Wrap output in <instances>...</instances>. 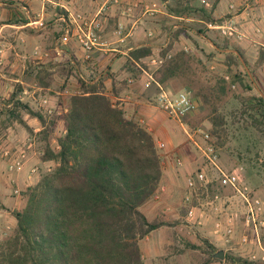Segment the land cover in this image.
<instances>
[{
  "label": "trees",
  "instance_id": "1",
  "mask_svg": "<svg viewBox=\"0 0 264 264\" xmlns=\"http://www.w3.org/2000/svg\"><path fill=\"white\" fill-rule=\"evenodd\" d=\"M189 9L193 8L185 0H178L171 7L173 12L183 14L190 13ZM193 11H199L197 14L203 19L222 22L211 11ZM207 31L210 29H198L201 34L207 35ZM184 32L191 36L184 27H177L172 35L178 38ZM212 40L220 49L229 47V39L218 34ZM195 44L194 50L182 49L170 57L167 55L172 43L164 47L160 56L165 60L158 80L175 93L188 91L198 108L208 111L211 131L221 144L227 126L244 120L248 122V151L262 142L264 147V93L250 77L248 70L253 73L255 69L244 52L239 49L246 65L234 52L222 54L215 47ZM152 54L149 46L129 52L127 64L136 79L140 78V70L134 60ZM215 58L223 66L211 68ZM263 61L261 49L259 62ZM41 73L37 77L40 83L50 85L52 77L47 69ZM78 83L80 92L70 96L69 110L63 116L66 132L58 138V151L50 143L56 118L47 122L17 92L10 95L9 104L13 107L7 109V120L18 121L32 133L21 110L37 117L45 126L41 131L45 141L42 158L54 160L56 165L43 172L36 184L21 191L22 206L11 211L16 227L0 241V264H145L140 240L168 222L163 216L149 219L141 209L159 192L163 179L156 138L136 119L126 116L119 102L106 92L103 77L93 83L78 77ZM233 86L242 88L248 96L238 95ZM229 96L242 98L240 107L228 112L234 115L231 122L221 112ZM189 119L187 122L192 125ZM255 155L260 156L259 149ZM205 242L210 252L201 264L222 260L215 253L224 249ZM224 259L234 264L263 263L230 251Z\"/></svg>",
  "mask_w": 264,
  "mask_h": 264
},
{
  "label": "crops",
  "instance_id": "2",
  "mask_svg": "<svg viewBox=\"0 0 264 264\" xmlns=\"http://www.w3.org/2000/svg\"><path fill=\"white\" fill-rule=\"evenodd\" d=\"M178 0H121L119 4L111 0H71L65 9L61 6L62 0H25V5L17 2L0 1V47L2 48V63L12 69V73L0 72V95H9L13 91L14 84H23V89L32 86L33 92L51 93L49 106L54 108L57 124L51 134V147L59 150L58 138L65 134V120L63 116L69 110V103L54 102L57 100L68 101L74 93L80 92L78 77L93 83L100 77L104 78L106 92L125 110L126 116L134 118L146 127L155 138L166 139L171 136L169 119L155 104L154 96L157 92L156 85L147 87L145 85V72H153L158 79L161 67L151 62L152 57L160 55V51L172 43L171 54L179 50H194L195 43L208 48H217L221 53L234 52L239 55L240 60L244 58L240 54L242 50L255 69L252 73L248 70L251 79L264 93V61L259 62L260 51L264 49V0H185L191 5L190 13H175L171 7ZM203 2L206 6L204 9ZM237 5V10L230 6ZM147 5L153 8L150 13ZM3 6V7H2ZM107 6L106 22L102 33L101 44L91 59L85 58V52L76 34L81 25L75 13L85 16L94 15L99 9ZM131 8V10H128ZM204 9L212 12L216 18L227 15V21H233L238 27L246 31L247 36L242 40L229 38V47L220 49L214 44L215 31H207L201 34L198 29L202 28L200 23L204 19L194 9ZM72 12V13H69ZM40 18V19H39ZM46 20L45 22L43 20ZM33 20L44 22L37 26L32 24ZM207 22V21H206ZM41 24V23H40ZM119 25L124 26L123 37L115 33ZM177 27H184L190 33H181L178 38L172 35ZM69 28L70 32L67 33ZM67 36L64 39V36ZM140 46H149L153 54L135 61L140 70V78L136 79L129 70L127 60L129 52ZM237 47V48H233ZM169 54V53H168ZM219 54V55H222ZM163 57V56H162ZM40 60L44 65L32 66L30 61ZM0 64V65H1ZM223 66L218 60H214L211 68ZM21 73L15 74L17 68ZM31 68V69H30ZM36 69L32 75L33 82L29 84V72ZM42 69H47L50 85L40 83L37 78L42 74ZM133 79V81H130ZM58 93V97L53 94ZM54 98V99H53ZM54 105V106H53ZM57 106V107H56ZM43 112V111H41ZM44 113V112H43ZM45 114V113H44ZM31 117V116H30ZM25 116L33 132L26 130L25 142H28L27 150L29 160L25 167L13 174L4 173L0 177V231L4 233L14 231L17 220L11 213L19 209L23 203L22 194L14 193L15 188L21 191L36 184L43 172L50 170L56 165L54 160L42 158L45 151V141L41 135L44 129L43 123L37 117ZM29 118V119H28ZM157 140V139H156ZM191 143V142H190ZM193 145V144H192ZM165 157H162L163 179L159 188L160 198L153 197L143 206L142 211L149 219L163 216L167 224L151 231L140 240L145 264H195L194 259L188 252L197 240L202 239L201 254L204 261L209 254V248L205 240L225 252L231 250L246 251L238 240H227L213 231L212 224L206 226L191 227L187 224L186 211H180L179 206L184 209L183 196L186 191V176L193 165V148L176 147L174 140L169 143L165 141ZM174 152H177L175 155ZM176 158H174V156ZM178 157L183 158L185 166L176 164ZM33 166L38 167V172L30 174ZM1 170H5V162ZM183 192V193H182ZM179 205V206H178ZM200 237V238H199ZM191 243L188 245L187 243ZM226 256V254H225ZM202 263V262H201ZM200 263V264H201ZM207 264H234L228 259L214 260Z\"/></svg>",
  "mask_w": 264,
  "mask_h": 264
},
{
  "label": "built area",
  "instance_id": "3",
  "mask_svg": "<svg viewBox=\"0 0 264 264\" xmlns=\"http://www.w3.org/2000/svg\"><path fill=\"white\" fill-rule=\"evenodd\" d=\"M62 1L61 6L68 9L67 4L71 0ZM111 1L119 4L121 0ZM107 8L104 6L91 16H85L82 13L74 14L81 21V28L76 38L85 52L86 59H91L96 48L102 43ZM230 8L237 10V5L232 4ZM147 10L150 13L153 12L150 5H147ZM32 24L37 25L36 22ZM206 26L211 30H219L225 37L237 40H242L247 36L246 31L233 21L219 23L211 20L206 23ZM124 30V26L119 25L115 33L123 37ZM69 32L68 28L67 33ZM67 36H64V39ZM171 55L169 53L167 57ZM164 60L165 58L159 55L152 57L151 62L161 67ZM1 63L2 48L0 47ZM145 75V85L147 87L156 85L157 87L153 99L154 104L169 119L182 127L198 152L197 167L186 176V191L182 199L183 206L186 208L187 224L191 227H200L211 223L215 233L227 240L237 237L242 246L248 247L246 250L250 260L264 262V194H258L256 189L248 184L238 167L227 169L220 163L222 146L211 129L204 125L192 126L187 122V119L198 110V103L193 96L185 90L175 93L167 89L153 72L146 71ZM42 102L46 111L53 112L47 97L43 98ZM28 145V142L23 145L10 143L2 148L1 157L5 162V170H0V177L4 173L13 174L25 167L29 160ZM176 164L183 167L186 163L183 158L178 157ZM38 170L37 166H33L30 174ZM14 193L21 194V190L15 188ZM154 197L160 198V192H157Z\"/></svg>",
  "mask_w": 264,
  "mask_h": 264
},
{
  "label": "rangeland",
  "instance_id": "4",
  "mask_svg": "<svg viewBox=\"0 0 264 264\" xmlns=\"http://www.w3.org/2000/svg\"><path fill=\"white\" fill-rule=\"evenodd\" d=\"M3 2H9V0H0ZM10 1H14L17 2L18 4H23L25 5V0H10ZM42 2H44L45 0H40ZM214 0H210V3L212 4ZM204 9H210L212 7V5L210 6H206L205 3L203 2L202 4ZM3 7V6H2ZM206 10V11H208ZM227 15H222L218 18L222 19V22H226ZM40 19V18H39ZM44 22L46 21L45 19L43 20ZM209 20L204 19V22L200 23L202 25V28L208 29L206 26V23ZM36 22L37 25L41 26L40 23H42V25L44 24V22L38 21V20H33V23ZM221 22V23H222ZM211 30V29H210ZM215 33H217L222 39H229V37H225L223 36L219 30L214 29ZM224 58V56H223ZM40 60H32L30 61L32 66H40V64L44 65V63L42 62H37ZM9 59L7 64L5 65V63L0 65V72L2 73H12L10 71V69H12L10 67V65L8 66L9 63ZM31 69V68H30ZM36 69L33 68L32 72H29L28 77H29V84H31L33 82L32 80V73L35 71ZM19 73H21L20 68L18 67L15 74L13 73V75H19ZM34 78V76H33ZM13 84L15 85L13 88V91L9 92V95L4 96L3 94L0 95V170L3 166V159L1 157V151L2 148L7 145L12 143L13 145H23L25 143V138L24 135L26 134V128L20 124L18 121L16 120H10L8 121L7 119L9 118V111L7 110L10 107L9 104V99H10V95L14 92L18 93V97L24 101L25 103H27L29 105V107H31L32 109L36 110V111H43L41 112L44 117L46 118L47 122H49L52 118H56V114L55 111L53 112H48L46 111V107L43 106V98L45 97H49L51 96V93H42V92H33L32 86H28L26 85L27 88H29V91H25L23 89V84L21 83H17L13 81ZM232 89H234L236 91V93H238V95L241 96H248V92L243 91L242 88L240 87H235L233 86ZM53 94L55 96L58 97V93L53 92ZM70 98V97H69ZM54 99V98H53ZM240 99L242 98H233V97H227L225 98L224 102H223V109H221V112L225 113L227 115V119L231 122V120L233 119L234 115H232L231 113L228 114V112L230 111H235L237 110L240 105ZM62 102V104H66L69 103V99L68 101L64 102V100H57V102H54V105L57 104L58 102ZM12 105V104H11ZM53 105V106H54ZM57 107V106H56ZM54 109V108H53ZM21 114L23 116V118L25 116L30 117V115L28 114L26 109L21 110ZM208 111L205 109H203L202 107L198 108V110L196 111V113L190 117V122L192 125H204L209 129L213 128V124L209 118V116L207 115ZM31 118V117H30ZM29 119V118H28ZM169 122V126L171 127V136H168L166 139H162V138H156L157 140V145H158V150L159 153L162 157H165V155L167 154L165 152V146L164 143L165 141L169 143L170 139L174 140V144L176 147H189L190 149L193 148V152L195 154H193L192 160H193V165H197L198 164V152L195 148V146L192 145V143H190V140L188 139V137L185 135L182 127L180 125H178L177 123H174L172 121H168ZM248 135H249V131H248V122L244 121V120H240V122H237L236 125L234 126H227V132L225 134H222V138L221 140L223 141L221 144L220 141L219 143L222 146V150H221V160L220 163H222L227 169H231L233 167H238L243 176L245 177V180L248 182V184L256 189V191L258 192V194L263 195L264 194V147H263V142L261 144H259L258 146L252 147L251 151H248ZM264 141V139H263ZM258 149L260 150V156L257 157L255 155V153L258 151ZM175 155L177 154V152H174ZM174 156V155H173ZM174 158H176V156H174ZM186 162V161H185ZM183 193V192H182ZM179 206V205H178ZM180 211H184V209L182 207L179 206ZM13 233V231L4 233V231H0V241L7 238L8 236H10ZM263 237H264V233H263ZM200 238V237H199ZM234 239L238 240L237 237H235ZM202 239L197 240L195 242V246L193 247H188V252L190 254V256H192V258L194 259V263L195 264H200L201 262H203V256L201 254V249L203 243H202ZM230 252H232L234 255L243 257V258H248V252L247 250L244 252L240 251V250H231ZM261 264H264L261 263Z\"/></svg>",
  "mask_w": 264,
  "mask_h": 264
},
{
  "label": "water",
  "instance_id": "5",
  "mask_svg": "<svg viewBox=\"0 0 264 264\" xmlns=\"http://www.w3.org/2000/svg\"><path fill=\"white\" fill-rule=\"evenodd\" d=\"M225 254H226L225 250H219L218 252L215 253V256L217 258L224 259L225 258Z\"/></svg>",
  "mask_w": 264,
  "mask_h": 264
}]
</instances>
